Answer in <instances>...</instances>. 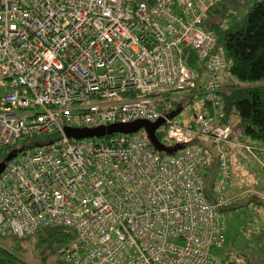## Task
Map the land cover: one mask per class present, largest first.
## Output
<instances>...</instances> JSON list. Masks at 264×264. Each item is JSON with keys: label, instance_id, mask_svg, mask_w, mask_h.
Listing matches in <instances>:
<instances>
[{"label": "built area", "instance_id": "1", "mask_svg": "<svg viewBox=\"0 0 264 264\" xmlns=\"http://www.w3.org/2000/svg\"><path fill=\"white\" fill-rule=\"evenodd\" d=\"M218 3L0 0L1 237L67 227L64 264H223L212 251L224 242V208L241 199L225 194V146L255 148L232 138L222 107L232 75L204 27ZM178 107L181 121L168 117ZM160 119L155 134L182 149L158 151L144 128L65 132Z\"/></svg>", "mask_w": 264, "mask_h": 264}, {"label": "trees", "instance_id": "2", "mask_svg": "<svg viewBox=\"0 0 264 264\" xmlns=\"http://www.w3.org/2000/svg\"><path fill=\"white\" fill-rule=\"evenodd\" d=\"M204 27L216 35L217 43L224 50L232 75L225 81L220 91L226 118L231 121L233 134L237 131L238 136L244 138L259 154L258 149L264 148V0L254 1L248 5L245 14L240 17L233 12H227L218 3L206 15ZM186 62L196 71L197 77L202 75L203 65L193 52H189ZM200 111L211 112L206 106L200 108ZM156 136L162 141L161 133L156 132ZM204 145L211 160L210 165L213 167V150L207 144ZM236 205L237 202L224 208V211L233 209ZM31 237L54 243L58 254L61 246L75 239V233L67 227L52 226L39 229L30 237L23 239L12 237V240L20 241ZM0 264L21 263L0 249ZM224 264H264V250L262 255L243 254L237 255L234 259L228 255Z\"/></svg>", "mask_w": 264, "mask_h": 264}, {"label": "rangeland", "instance_id": "3", "mask_svg": "<svg viewBox=\"0 0 264 264\" xmlns=\"http://www.w3.org/2000/svg\"><path fill=\"white\" fill-rule=\"evenodd\" d=\"M254 1L260 0H219V4L227 12L240 17ZM164 92L172 97L180 94L168 89H164ZM184 117V111L175 116L180 121ZM232 138L243 140L237 131ZM160 142L165 146H173V142L163 135ZM225 150L229 168L225 194L240 195L241 199L235 208L225 210L224 242L212 251V255L223 264L228 255L234 259L243 254L262 255L264 250V197L260 194L264 189V166L260 162L261 157L257 152L239 146H227ZM0 249L21 264H64L56 253V245L38 237L14 241L12 237L0 236Z\"/></svg>", "mask_w": 264, "mask_h": 264}, {"label": "water", "instance_id": "4", "mask_svg": "<svg viewBox=\"0 0 264 264\" xmlns=\"http://www.w3.org/2000/svg\"><path fill=\"white\" fill-rule=\"evenodd\" d=\"M181 108L178 107L177 109L171 111L168 114V117H174L180 112ZM163 123V119L157 120L156 122H148L144 120H137L135 122L127 123V124H111L109 126H99L96 128H70L65 127V132L69 137H72L74 139H81L84 137H92V136H100L104 134H111L114 132H120V133H131L139 128H144L148 132L149 139L151 141V144L160 152L165 153H174L177 150L182 149V145L176 144L173 146H165L162 144L156 134L155 129L160 126ZM10 157H7L9 159ZM3 167V162L0 163V171Z\"/></svg>", "mask_w": 264, "mask_h": 264}, {"label": "crops", "instance_id": "5", "mask_svg": "<svg viewBox=\"0 0 264 264\" xmlns=\"http://www.w3.org/2000/svg\"><path fill=\"white\" fill-rule=\"evenodd\" d=\"M243 140H244V142H246V140L244 139V138H242ZM243 140L241 141V142H243ZM240 141V140H239ZM239 141H238V143H239ZM227 146H239V147H241L240 145H238V144H229V145H227Z\"/></svg>", "mask_w": 264, "mask_h": 264}]
</instances>
